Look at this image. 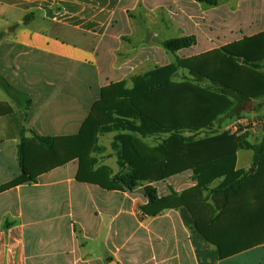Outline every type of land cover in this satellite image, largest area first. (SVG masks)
<instances>
[{
	"label": "crops",
	"instance_id": "crops-1",
	"mask_svg": "<svg viewBox=\"0 0 264 264\" xmlns=\"http://www.w3.org/2000/svg\"><path fill=\"white\" fill-rule=\"evenodd\" d=\"M138 21L156 40L167 39L159 38L156 28L176 29L174 38L195 39L175 51L176 60L264 32V0H218L214 5L196 0H0V187L22 174L18 143L23 128L28 137L33 130L77 134L103 86L128 83L151 70L136 73L153 58L154 48L137 36ZM160 52L159 57L169 54L164 47ZM87 61L97 64L95 81L71 83V62L77 67ZM100 61L109 65L98 66ZM254 102L251 113L264 123V96ZM79 166L76 158L36 181L0 191V264H264V259H245L264 243L212 259L218 248L201 241L181 209L148 215L143 210L148 198L140 187L79 181ZM237 168H244L238 160ZM112 176L111 171L104 175L106 184ZM173 179L183 181L180 191L197 183L191 170L175 174L154 184L159 196L168 194L166 184Z\"/></svg>",
	"mask_w": 264,
	"mask_h": 264
},
{
	"label": "trees",
	"instance_id": "trees-1",
	"mask_svg": "<svg viewBox=\"0 0 264 264\" xmlns=\"http://www.w3.org/2000/svg\"><path fill=\"white\" fill-rule=\"evenodd\" d=\"M32 16L26 15L25 20ZM194 41L192 37L169 38L163 46L175 52ZM180 68L189 70L190 76L175 80ZM261 96L264 32L193 57H178L133 76L131 87L127 81L103 86L77 134L53 136L33 130L28 137L23 128L18 143L22 174L0 191L36 181L40 174L76 158L80 162L77 180L106 188L135 189L143 177L165 181L191 170L196 185L179 193L159 196L158 188L147 184L148 203L143 210L153 216L166 209H181L201 236L218 248V257L231 256L264 243V134L258 143H250L221 128L226 119L244 111L248 101ZM112 131H118L114 135L118 162L129 172L125 179L117 174L108 177L106 184L104 175L110 171L105 165L96 168L98 159L91 153L99 149V134ZM203 131L207 133L199 137ZM150 136L162 138L150 145L144 141ZM240 149L253 152L249 169L237 168Z\"/></svg>",
	"mask_w": 264,
	"mask_h": 264
},
{
	"label": "rangeland",
	"instance_id": "rangeland-1",
	"mask_svg": "<svg viewBox=\"0 0 264 264\" xmlns=\"http://www.w3.org/2000/svg\"><path fill=\"white\" fill-rule=\"evenodd\" d=\"M159 14V13H158ZM139 25V30L137 33V36H139L141 39L147 40V43L153 48L152 56L153 58L149 61H146L147 63L138 69L137 72H143L148 69H153L156 66H162L166 62H174L176 55H178L176 52L168 50V55L166 58L164 57H159V54H161V50L163 49V41L156 40L155 38L150 36V32H145L144 31V24L142 21H138ZM143 26V27H142ZM157 32H160V37L161 39H169V38H174L178 33L176 29H170V30H165V29H157ZM142 35V36H141ZM143 42V41H142ZM90 55V54H89ZM179 56V55H178ZM44 60V59H43ZM238 61V59H237ZM41 62V61H40ZM76 65L74 62H71V77H70V82L75 83V82H81V83H93L95 81V65L96 63L93 64L91 61H87L86 65L80 63L77 65V67H74ZM106 66L109 65L106 64L102 61L98 63V66ZM85 68L87 70H85ZM105 73H103V76H100L101 82L105 80ZM186 76H190L189 70L183 69L182 72H178L177 76L175 77V80H180L181 78H184ZM127 86L131 87L132 86V79H128ZM96 82H99L98 80ZM19 87L22 90L28 91V89L25 88V86L21 85L20 83L18 84ZM84 85V84H83ZM94 85V84H92ZM99 92V91H98ZM22 94V93H21ZM24 94V93H23ZM88 94V93H87ZM97 95V93L95 92ZM100 96V95H99ZM99 98V97H98ZM97 98V99H98ZM92 100V98H90ZM89 101V97H88ZM95 102V101H94ZM94 104V103H93ZM257 105L256 102L253 101H248L245 105L244 108L245 110L240 112L238 115L234 117H230V119H226L224 121L221 132L224 130L230 131L231 133H235L241 137H244L246 141H249L250 143H258V141L261 140L263 134H264V123H259L258 122V114H252L251 111L254 109V107ZM118 131H112L110 133H105V134H99V138L97 140V144L99 146L98 151L92 152L91 155L95 156L98 159V165H105L107 167V171H111L113 175L115 176L117 174L118 178L125 179L126 175L129 172V169L127 167H123L122 165L119 164L118 162V153H117V146L114 145V135ZM207 131H203L200 133L199 137L204 136ZM162 136H150L144 139L145 142H147L150 145H155L156 143L161 141ZM238 155V165L240 167H244L246 169H249L252 165L253 161V152L251 150L247 149H240L237 152ZM254 171V170H253ZM170 178V177H169ZM120 180V179H119ZM194 180V178H193ZM171 184H166V189L168 194L170 195L172 192L179 193L181 192L180 190L183 188L184 184L182 183L183 181H178V180H170ZM158 182H151L149 179H145L144 177L138 180V186L136 188H139L138 191H140V194L145 191V186L148 183H152V185L159 183ZM218 183V181L213 182V186H215ZM162 184V183H161ZM159 192V191H158ZM204 194L208 193V190L203 191ZM201 241L202 239L205 240L202 236H200ZM206 241V240H205ZM207 242V241H206ZM200 245L201 242H199ZM208 243V242H207ZM207 245V244H206ZM206 252V250H204ZM246 255V261H256L258 260H263L264 259V248H255L254 250L247 252ZM211 258L215 259L218 256L217 252H214L210 254ZM206 258V255L204 256Z\"/></svg>",
	"mask_w": 264,
	"mask_h": 264
},
{
	"label": "water",
	"instance_id": "water-1",
	"mask_svg": "<svg viewBox=\"0 0 264 264\" xmlns=\"http://www.w3.org/2000/svg\"><path fill=\"white\" fill-rule=\"evenodd\" d=\"M238 59V61L239 62H241L242 61V59L241 58H237ZM252 171L254 170L253 168L251 169Z\"/></svg>",
	"mask_w": 264,
	"mask_h": 264
}]
</instances>
